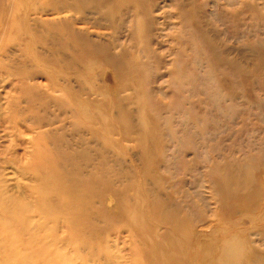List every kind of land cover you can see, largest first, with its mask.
Instances as JSON below:
<instances>
[{"label": "rangeland", "instance_id": "rangeland-1", "mask_svg": "<svg viewBox=\"0 0 264 264\" xmlns=\"http://www.w3.org/2000/svg\"><path fill=\"white\" fill-rule=\"evenodd\" d=\"M0 264H264V0H0Z\"/></svg>", "mask_w": 264, "mask_h": 264}]
</instances>
